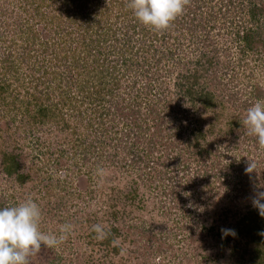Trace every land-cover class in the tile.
Segmentation results:
<instances>
[{
    "label": "rangeland",
    "instance_id": "1",
    "mask_svg": "<svg viewBox=\"0 0 264 264\" xmlns=\"http://www.w3.org/2000/svg\"><path fill=\"white\" fill-rule=\"evenodd\" d=\"M28 1L0 0V61L8 48H20L19 42L11 41L16 19L28 17L22 8ZM124 1L129 5V0ZM230 1L244 3L242 12L225 7ZM102 2L103 8L113 4L110 0ZM247 5L249 0H187L183 14L199 7L197 15L205 27L186 34L179 45L172 38L173 43L168 45L179 46L177 51L182 55L179 53L178 59L182 60L157 61L160 53L156 54L153 64L158 69L148 75L153 90H146V82L133 88L136 76L146 68L141 71L134 67L119 75L123 88L117 90L116 101H122L121 95L127 100L124 102L134 100L135 107L142 111L139 120L149 115L150 103L157 109L166 105L169 116H164L158 130L152 124L153 118L149 119L150 131L153 134L156 130V136L148 131L139 133L135 124L127 127L131 118L126 116L118 117L113 129L110 123H114L107 118L101 125L94 113L95 103L86 101L72 86L70 91L77 95L72 105L87 108L86 114L96 127L88 131L87 137V141L97 143L95 154L90 152L85 161L83 154L73 155L66 132L60 130L55 119L38 123L36 102L29 100L26 103L31 104L19 109L0 105V151L5 148L21 155L23 168L31 174L20 185L6 176L0 164V208L32 199L42 211L41 231L59 236L61 226H70L63 243L54 248L42 246L39 253L29 257V264H254L260 237H264V232L258 233L264 231V217L250 226V211H258L252 201L264 191V148L248 134L243 121L250 106L264 101V49L249 51L242 61L238 55L241 41L237 30L242 29L245 18L249 21L251 17ZM131 17L137 20L133 13ZM122 21L123 16L117 29L119 23L125 24ZM137 23V31L151 29L138 20ZM175 24L174 21L170 28ZM123 29L119 31L121 37ZM140 37L136 33V39ZM68 45L75 48L76 44L70 41ZM211 47L218 50L222 67L216 79L208 80V89L215 91L219 104L209 110L197 109L174 90L172 71L183 70L187 66L184 63L193 65L196 54ZM148 61L152 64L150 57ZM28 63L24 62L21 76L30 84V93L38 92L37 75ZM58 66L63 64L59 62ZM4 67L0 65V72L5 71ZM83 80L88 82V77L83 76ZM62 84L60 89H65ZM87 89L89 94L94 91ZM82 93L86 95L85 90ZM25 94L26 91L21 95L26 99ZM51 94L54 101L65 102L61 90ZM66 109L69 124L78 136H83L87 130L77 111L74 109L70 115L69 107ZM112 116L114 119L116 115ZM103 129L114 137L108 139L110 143L117 144L122 139L120 149L102 146L107 134ZM196 129L204 134L198 140L200 145L195 140ZM115 131L122 133L119 140ZM138 136L141 144L137 143ZM146 150L149 154H141ZM250 160L255 161L256 168L246 173ZM111 205L121 207L116 219ZM95 224L104 226L106 239H96L92 231ZM222 229H232L235 235L222 238ZM113 240H119L120 246L114 247ZM121 248L125 249L123 255ZM260 249L262 257L264 249Z\"/></svg>",
    "mask_w": 264,
    "mask_h": 264
},
{
    "label": "trees",
    "instance_id": "2",
    "mask_svg": "<svg viewBox=\"0 0 264 264\" xmlns=\"http://www.w3.org/2000/svg\"><path fill=\"white\" fill-rule=\"evenodd\" d=\"M94 1H96L95 5ZM94 1L92 4V0H29L22 7L26 10L28 17L19 18L20 20L16 19L15 34L12 36L11 41L12 44H18L19 42L20 48L17 49L16 46L12 49L8 48L6 53L1 56L2 61H0V65L5 64V71L0 72V105L8 108L15 105L19 109L23 104L28 106L32 102H36L38 108L36 120L38 123L46 119H55L60 126V130L66 132L64 136L69 138L68 141L74 149L73 155L78 154L81 156L83 154L85 161L89 160L88 155L90 152L92 155L95 154L97 143L87 141V137L90 133L88 131L92 132L96 127L90 119L91 116L86 114L87 108L84 109L76 103L72 105L77 97L76 93L70 91L72 86L79 90L76 92L81 94L80 96L85 98L86 101L95 103L94 113H97L100 118L99 123L101 125H104L102 119L107 118L114 123H110L111 129H113L116 126L117 118L124 119L126 116L131 118L126 124L127 127H133L135 124L136 128H140L139 133L146 131L151 133L149 119L152 117L155 121H152V124L158 130L159 126L162 123L164 124V116H169V111L165 110L166 105L157 109L156 105L150 103L148 106L149 115L146 114L142 121L139 120L142 111L140 107H135L134 100L124 102L123 100H126V98L121 95L122 101H116L115 94L117 95V90L123 88L120 76L134 67H139L138 69H141V71L142 68L143 70L146 68L142 75L136 76L133 88L141 85L142 82H146V90H153V84H148V75L152 69H158L157 65L153 64L156 54L160 53L157 61H160L159 59L164 61L173 59L179 63L182 59H178V54H182L179 50L177 51L179 48L177 45L181 43V39L193 30L198 31L199 26L205 27L201 23L202 19L197 15L198 7L190 8L187 14H182L179 19H176L173 29L169 27L166 32L156 33V30L152 28L148 31L142 28L140 32L136 30L138 29L137 20L133 21L135 18H130L133 12L128 8L126 1L110 0L113 3L111 8H103L102 0ZM259 2L264 3V0H249L247 6L251 15L250 20L248 21L245 18L242 29L239 27L237 30V38L241 41L238 53L241 61L246 59L249 51L251 53L255 50L264 49V6ZM226 3L225 7L229 10L233 7L232 10L236 13H241V9L244 8V3L233 4V1ZM210 6L208 5V7ZM121 16H123L124 21L122 22L125 24L119 23L120 29H117L116 25ZM224 16L227 15L224 14ZM121 29H123V37L119 36ZM186 29L187 33H184L183 31ZM136 33H140V39H136ZM172 38L177 45H168L173 43L171 42ZM70 41H74L75 48L68 45ZM168 47H170L169 50L166 49ZM218 53L216 47H211L209 51L203 49L199 54H196L193 65L184 63L185 66L187 65L186 68L181 69L179 72L174 71L173 73L172 71L173 76L175 75V78H172L174 90L176 88L178 95L197 109L209 110L219 104L215 91L208 89L210 84L208 80L216 79L217 71L222 67L218 59ZM146 56H148L147 59ZM149 57L153 65L148 61ZM26 61L29 62L33 74L37 75L35 78L39 81L36 83L39 86L38 92L30 93L28 91L30 88L28 85L30 84L25 81L26 78L23 79V76H21L20 71ZM59 62L63 66H58ZM59 67H61V70ZM168 70L167 77L169 76ZM83 76L88 77V82L82 81ZM63 82L69 84L68 87L64 86ZM61 84L65 89H60ZM87 87L94 89V91L89 94ZM58 90L64 93L62 98L65 102L54 101L51 92L57 94ZM83 90L86 91V95L82 93ZM24 91H26V99L24 95H21ZM136 94L139 95V92ZM30 96L31 99H29ZM67 99L70 100L67 101ZM29 100H32V102L26 103ZM46 102L49 105L44 104ZM67 106L71 112L70 115L75 109L78 118L84 123V128L87 131L84 132L83 136H78L75 128L66 119ZM163 109L164 115L162 117ZM112 115H116L114 119ZM147 120L149 123H146ZM156 130L153 131V134L151 133L153 136H156ZM107 131V129H103V134ZM195 132H197L195 140L200 145L199 139L204 137V134L200 129H196ZM115 133L117 135L115 138L119 140L122 137L121 131H115ZM104 138V142L101 141L102 146L105 144V146L114 147L115 149L121 148L122 139L117 144L110 143L108 139H114V137L109 135L108 132L104 135ZM139 138L140 136H138L137 143L141 144ZM134 147L135 145L131 148ZM146 152L149 154L147 150L142 151L141 154ZM0 164L6 176L11 177L20 185L31 177L29 171H25L23 168L21 155L13 150L1 149ZM29 191L27 190V192ZM111 206L112 215L116 219L121 207ZM250 215H252L250 226L253 223L261 222L262 217L259 215V211L252 210ZM248 217H246V221H249ZM263 232L258 231L261 234ZM260 240L262 242H259L258 253L253 256L254 264H264V254L260 257V248L263 247L264 249V237H260Z\"/></svg>",
    "mask_w": 264,
    "mask_h": 264
},
{
    "label": "clouds",
    "instance_id": "3",
    "mask_svg": "<svg viewBox=\"0 0 264 264\" xmlns=\"http://www.w3.org/2000/svg\"><path fill=\"white\" fill-rule=\"evenodd\" d=\"M187 0H129V8L136 19L144 26L157 31L167 30L172 23L183 14ZM244 126L257 143L264 148V101H257L250 106L244 118ZM251 161V160H250ZM256 168L251 161L245 169L252 173ZM264 191L258 192L252 203L264 217ZM42 211L32 199H27L14 206L0 208V264H29V257L39 253L42 246L54 248L64 242L70 229L63 225L59 236L48 234L40 229ZM97 240L107 238L104 226H92ZM235 235L232 229H222V238ZM114 247H119V240H113ZM125 249L121 248V255Z\"/></svg>",
    "mask_w": 264,
    "mask_h": 264
}]
</instances>
